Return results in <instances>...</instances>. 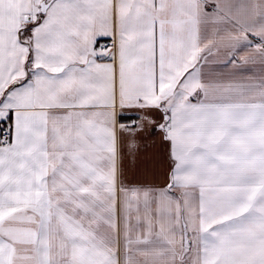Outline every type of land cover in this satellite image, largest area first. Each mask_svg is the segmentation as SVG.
<instances>
[{
    "label": "snow or ice",
    "instance_id": "obj_1",
    "mask_svg": "<svg viewBox=\"0 0 264 264\" xmlns=\"http://www.w3.org/2000/svg\"><path fill=\"white\" fill-rule=\"evenodd\" d=\"M0 264H264V0H0Z\"/></svg>",
    "mask_w": 264,
    "mask_h": 264
}]
</instances>
